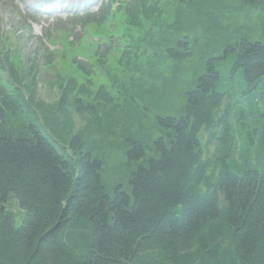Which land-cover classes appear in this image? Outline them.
Segmentation results:
<instances>
[{
  "label": "trees",
  "instance_id": "16d2710c",
  "mask_svg": "<svg viewBox=\"0 0 264 264\" xmlns=\"http://www.w3.org/2000/svg\"><path fill=\"white\" fill-rule=\"evenodd\" d=\"M216 4L111 0L93 21H122L115 37L116 46L126 45L123 81L106 65L109 48L97 53L94 72L103 73L110 88L93 91V72L75 61L84 82L59 76L52 106L35 100L36 60L24 74V66L0 50V71L7 67L10 80L0 77V264H264V42L240 38L218 55L212 49L218 22H192L201 23L207 9L218 11ZM183 5L192 19L188 31L201 28L192 41L172 32L171 11ZM198 42L201 49L192 52ZM229 57L228 80L238 70L243 80L239 89L228 83L222 92L219 65ZM158 62L161 72L153 70ZM189 70L196 81L184 93L173 82ZM82 98L98 103L83 104ZM114 98L144 108L159 98H187L180 117L158 119L160 155L131 174V196L119 188L106 194L101 161L81 149L87 131L65 137L57 119L72 108L93 117L89 135L106 137L120 120L136 121L125 106L117 110ZM27 109L43 123L27 122ZM130 142L129 160L144 159L143 142ZM67 148L75 167L62 152ZM10 197L24 213L19 227L7 207Z\"/></svg>",
  "mask_w": 264,
  "mask_h": 264
},
{
  "label": "rangeland",
  "instance_id": "374dc122",
  "mask_svg": "<svg viewBox=\"0 0 264 264\" xmlns=\"http://www.w3.org/2000/svg\"><path fill=\"white\" fill-rule=\"evenodd\" d=\"M106 1L107 0H101V3H105ZM214 1L217 3L216 5H218V11L214 8L209 9V11L207 9V16L202 14L203 18L201 17L200 19L201 23H197L195 20L191 19L190 11L185 5L180 7L176 6L172 9L170 24H172L174 36L178 39L186 38L188 41H192L194 38L200 37L201 28L188 31L187 21L192 20L195 26L200 25V27H206L208 20L212 21L214 19L218 22V46L212 49L218 50V55L222 54L227 46L234 44L235 41L240 38L264 42V0H211L212 3H214ZM61 2L62 0L56 1L57 4ZM66 7L67 4L57 7V9H59L58 11H62L63 8ZM167 8L170 7L167 6ZM67 9L70 10L71 7L68 6ZM58 11H55L52 15L41 16L40 19H38L35 14H28L24 0H0V17H3L5 20L4 24L0 23V33L6 32V29L15 32L17 22L22 24L28 21L30 28L34 32V35L29 33L27 36L23 37V54L26 56V59L31 57L38 58L37 65L40 66V75L35 100L37 102H43L48 106H52L59 99L60 90L57 82L58 76L62 78L77 76L76 79L79 83L85 80L84 76L77 75L71 65L68 67L66 65H60L57 60L59 56L56 58L55 53L52 52L53 47L45 42L47 37L59 40L57 30H71L68 23L69 18H67L70 14L68 12L58 13ZM177 12L179 16L176 15ZM204 17H206V21ZM75 25L76 24H74V26ZM113 26L114 24L108 21L106 25L102 27L112 31ZM104 28L94 29L93 26L90 25L87 26V30L84 33L82 32L83 28L81 31H78L79 28L76 29L75 27L72 29V34L70 35L72 36L71 43L74 44L75 48L81 46L84 50H89L88 53L91 55L92 48L95 49L99 42H105V38L102 34ZM83 33L85 36L81 37L80 42L77 41ZM16 35L20 37L22 33L17 31ZM138 36L139 34H135V37ZM8 39L12 40L11 37ZM58 46L62 48L61 51H67V48L70 47V42L65 36H62L61 40L58 42ZM45 47L49 50L47 51ZM201 47L202 42L195 43L192 47V52H197ZM103 48L105 49V47ZM207 49L209 48L207 47ZM45 52H47L46 54L52 59V64L49 66L45 65L47 56ZM22 57L18 56L16 58L17 64L23 63ZM120 57V52L113 51L108 58L107 66L111 72L117 74L116 76L119 82H122L124 78V63L123 65L119 64ZM63 58L66 57L63 56ZM76 58H78V56H76ZM80 61L88 65V62L85 60ZM231 65L232 62L230 57L226 61H222L221 65H219V70L223 75L222 80L217 85L219 91L225 92L229 87L228 83L236 85L238 89L240 88L241 81L243 80L241 70L236 72L234 80H228L231 76ZM184 66L189 67L188 64H180V67ZM24 70V74H26L28 67H25ZM153 70L155 72H161L164 70V66L161 62H158L154 65ZM169 75L170 72L166 73L165 77ZM6 76L7 75H4V78ZM93 79L95 82L92 88L93 91L100 85H105L107 88L111 86V82L103 73L96 74ZM195 81V74L192 70H189L184 76H180L176 82L174 81L173 84L177 85L178 89L183 90L185 93L193 87ZM112 94L116 95V92ZM118 96L121 97L120 94H118ZM125 99L127 98H114L117 110L122 113L123 107L125 106L127 108V113L133 115L136 121L125 124L124 121L122 122L120 120L118 124L112 128V133L106 137H99L95 134L89 135V133L93 132L95 127L92 121L93 117L87 114L79 115L72 108L66 109L65 113H62V115L57 118L62 121V124L64 123L62 126L66 128L65 137H73L82 131H87L85 133L89 135V137L85 135L84 147L81 148L82 152H91L94 157L101 161V175L105 192L110 196H113L115 189L118 188L125 191L130 196L132 195L130 187L131 174L140 166L147 165L150 158H157L160 155V152L155 150L154 144L163 134V128L158 125V119L180 117L183 113L187 98H159L154 103H147V108H144L142 104H140L139 107L136 103H128ZM82 102L83 104H97L98 99L82 98ZM31 110L34 111L33 109L26 110L27 112L29 111V115L27 114L25 116L26 121L41 124L39 113L36 111L32 112ZM101 116L102 123H106V118L103 113ZM114 122L115 121H113V123ZM59 132L58 129H54L55 134ZM130 141L143 142L146 149V157L144 159L139 161L129 160L128 152L133 148ZM62 152L69 153L71 156L70 160H72L75 167L76 156H74L68 148L67 150L62 149ZM7 207L14 214L15 226L19 227L22 223L24 213L19 209L18 202L10 197Z\"/></svg>",
  "mask_w": 264,
  "mask_h": 264
}]
</instances>
